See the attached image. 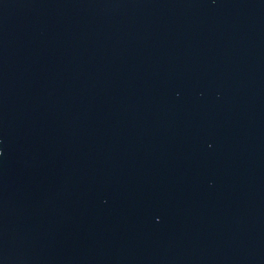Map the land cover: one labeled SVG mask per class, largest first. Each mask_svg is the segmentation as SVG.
<instances>
[{
    "label": "water",
    "instance_id": "1",
    "mask_svg": "<svg viewBox=\"0 0 264 264\" xmlns=\"http://www.w3.org/2000/svg\"><path fill=\"white\" fill-rule=\"evenodd\" d=\"M0 264H264V0H0Z\"/></svg>",
    "mask_w": 264,
    "mask_h": 264
}]
</instances>
